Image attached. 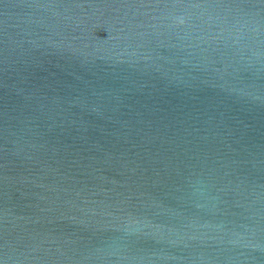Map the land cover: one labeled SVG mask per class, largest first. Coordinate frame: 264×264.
<instances>
[{
  "label": "water",
  "instance_id": "obj_1",
  "mask_svg": "<svg viewBox=\"0 0 264 264\" xmlns=\"http://www.w3.org/2000/svg\"><path fill=\"white\" fill-rule=\"evenodd\" d=\"M0 264H264V0H0Z\"/></svg>",
  "mask_w": 264,
  "mask_h": 264
}]
</instances>
